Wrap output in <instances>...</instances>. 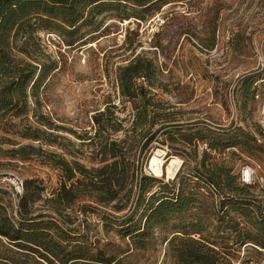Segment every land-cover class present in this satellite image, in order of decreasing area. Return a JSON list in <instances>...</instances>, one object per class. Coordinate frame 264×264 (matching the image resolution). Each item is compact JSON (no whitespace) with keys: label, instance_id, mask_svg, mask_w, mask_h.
<instances>
[{"label":"rangeland","instance_id":"obj_1","mask_svg":"<svg viewBox=\"0 0 264 264\" xmlns=\"http://www.w3.org/2000/svg\"><path fill=\"white\" fill-rule=\"evenodd\" d=\"M77 9L83 11L72 27L64 17L34 33L40 82L27 98L14 84L13 100L0 112V214L14 217L17 205L2 178L36 179L45 188L41 197L49 198L60 183L82 180L75 172L66 181L63 162L98 169L110 162L102 161L109 143L126 149L132 140V181L114 201L92 203L94 194L85 190L73 214L61 210L60 219L71 214L72 254L89 264H178L175 251L183 238L211 244L221 252V264H264V249L254 243H264L256 209L264 212V135L249 96L251 80L264 74V0H153L143 6L105 0ZM137 58L142 64L150 59L153 67L131 80L145 91L132 101L121 94L119 76ZM144 102L143 113L135 109ZM136 121L144 125L134 126ZM25 128L39 130L41 139L22 138ZM144 132L149 149L138 154ZM19 147L38 154L28 162L7 157ZM157 150L163 174L156 177L147 168ZM172 157L181 163L169 177ZM246 166L253 177L242 185ZM215 168L235 176L241 191L226 193L224 177L217 185L208 181L206 171ZM178 194L191 200L189 206L137 236L156 200ZM35 208L36 214L45 211L41 201ZM0 264L39 263L0 238Z\"/></svg>","mask_w":264,"mask_h":264},{"label":"trees","instance_id":"obj_2","mask_svg":"<svg viewBox=\"0 0 264 264\" xmlns=\"http://www.w3.org/2000/svg\"><path fill=\"white\" fill-rule=\"evenodd\" d=\"M103 1L105 0H0V112L13 100L14 84L19 86L21 97L27 98V90H34L40 82L42 76L39 73L40 63L37 62V57L33 56L38 50L34 33L50 28V22L62 20L64 17L66 18L64 23L72 27L81 18L83 10L77 9L80 3L97 5ZM151 1L153 0H134L141 6ZM14 52L30 61L15 57ZM141 62L143 61L140 58L133 59L129 65L121 69L119 76L121 94L132 98V101L138 96L137 92L144 95L145 91L142 87L135 88L131 80L142 77L144 71L153 67L150 59L144 64ZM146 104L147 102H144L135 109L138 111L140 109L143 113ZM16 113H22V109ZM97 117L93 116L95 123H98ZM41 120L42 118L38 120L40 124ZM46 125L50 127L49 124ZM137 125L144 124L134 122V126ZM20 136L39 141L41 132L25 128L20 131ZM140 137L142 142L137 151L138 154H143L149 149L150 137H147L145 132L141 133ZM48 138H52L51 134H48ZM127 144L125 149L121 143H109L106 151H103V154L108 155L107 159L102 161L110 162L98 169L86 170L77 163L71 166L68 162H63L61 167L66 181L72 182L75 179V172L82 180L77 179L68 185L65 182L60 183L58 188L51 191L49 198L41 197L45 188L38 180L23 181L22 192L17 197L15 216L0 214V238H4L11 251L27 255L39 264H89L86 260L91 259L76 256L68 250L69 236L74 233V229L71 228L73 223L71 207L79 201L85 190L94 194L92 203L95 204L107 205L116 199L126 180L130 178L132 181V140ZM7 154L11 159L15 157L21 162H28L31 154H38V149L19 147L7 151ZM206 172L209 175L208 181L212 180L216 185L220 183L221 177H224L226 193L235 194L241 191L234 184L236 177L229 176L228 171L215 168L210 171L211 173ZM150 180L153 181L154 178ZM141 191H144V187ZM39 201L44 204L45 211L36 214L35 206ZM190 202L189 198H181L179 194L169 199L162 197L157 199L156 205L145 217L143 227L135 230L138 231L136 235L146 236L153 225L164 223L167 215L187 208ZM67 209H70L71 214L64 216L65 219H60L61 210ZM256 209L257 218H262L261 222H264V212L262 213L258 207ZM254 243L264 249V243L256 241ZM175 253L178 264H221L223 258L221 252L211 247V244L183 238L180 239V246ZM114 262L115 260L106 261L105 264H116Z\"/></svg>","mask_w":264,"mask_h":264},{"label":"built area","instance_id":"obj_3","mask_svg":"<svg viewBox=\"0 0 264 264\" xmlns=\"http://www.w3.org/2000/svg\"><path fill=\"white\" fill-rule=\"evenodd\" d=\"M263 66V65H262ZM251 91H250V100L253 104L256 113V123L260 130V132L264 135V74L257 75L251 80ZM234 101L232 100V104ZM157 171V167L148 166L147 174L154 175ZM253 170L246 166L244 167L239 174V183L242 185H248L252 181ZM2 188L11 192V194L17 198L21 192L23 187V180H20L16 177H5L1 180ZM211 190H215L213 185H210Z\"/></svg>","mask_w":264,"mask_h":264},{"label":"bare ground","instance_id":"obj_4","mask_svg":"<svg viewBox=\"0 0 264 264\" xmlns=\"http://www.w3.org/2000/svg\"><path fill=\"white\" fill-rule=\"evenodd\" d=\"M162 154L161 151L157 150L155 151V153L151 156V159H150V167H153V165H157V166H160V169L158 168L157 171L154 173L153 176H161L163 173H162V169H161V166L163 164V161L162 159L159 157L160 155ZM180 160L176 157H172L170 160H169V163L168 165L166 166V169H165V173L167 176L169 177H173L176 172L178 171L179 167H180Z\"/></svg>","mask_w":264,"mask_h":264}]
</instances>
